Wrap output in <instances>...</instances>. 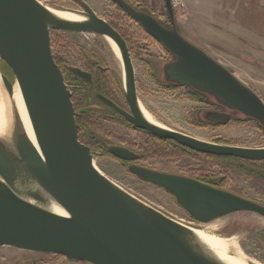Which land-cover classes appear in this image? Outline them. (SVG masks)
<instances>
[{
  "label": "water",
  "instance_id": "1",
  "mask_svg": "<svg viewBox=\"0 0 264 264\" xmlns=\"http://www.w3.org/2000/svg\"><path fill=\"white\" fill-rule=\"evenodd\" d=\"M110 1L173 56L174 60L163 69L165 83L190 87L208 96L214 106L237 111L264 130L263 100L177 31L172 0H164L169 26L124 0ZM78 2L83 10L74 12L85 19L77 22L56 17L38 0H0V59L18 83L39 146L38 151L21 125L14 150L0 141V246L61 255L86 264H219L195 242L189 226L127 192L94 166V154L78 140L72 93L53 58L50 31L94 33L112 39L122 59L128 111L99 93L97 97L134 127L192 151L217 156L262 161L264 147L207 142L147 121L138 106L127 42L85 2ZM69 70L81 81L91 82L89 72L73 66ZM0 79L11 93L14 83L1 72ZM202 112L203 120L213 125L231 120L230 114L220 110ZM107 151L123 161L138 157L117 145L109 146ZM127 170L173 196L195 221L208 223L242 211L264 217V205L257 201L186 175L134 164ZM18 182L30 187L36 183L40 191L25 186L17 191ZM17 192L42 204L45 194L67 215L32 204Z\"/></svg>",
  "mask_w": 264,
  "mask_h": 264
},
{
  "label": "rangeland",
  "instance_id": "2",
  "mask_svg": "<svg viewBox=\"0 0 264 264\" xmlns=\"http://www.w3.org/2000/svg\"><path fill=\"white\" fill-rule=\"evenodd\" d=\"M38 1L49 8L68 11H82L83 7L78 1H83L92 8L97 16L105 19L112 26H117V30L119 25L123 32L129 31V39L127 38L126 42H128V48H133V54L130 56L134 67L138 102L165 127L207 142L250 148L264 147V130L259 127L257 122L228 108H220V111L231 115V120L227 123L209 126L206 124L201 127L191 124L190 116L196 115L195 109L207 108L208 105L214 106L210 102V98L206 96L208 105H202L190 99L188 90L184 87L167 89L170 85L165 83L166 76L163 69L168 62L174 60L173 56L166 52L141 26L136 23L133 26L130 25L129 19L118 12L110 0ZM132 1L137 4V9L160 16L162 23L170 25L164 0ZM172 4L177 31L186 40L227 68L264 102V0H172ZM52 31L53 36H58L63 40L64 46L61 51L71 65L84 69L90 64L89 59L85 60L72 49L69 50V45L77 44L84 47L90 55L96 56V58L91 57L106 68L107 76L113 77L116 74L118 82H114L112 87L116 93L118 90L122 92V99L126 102L119 65L103 36L60 29ZM92 67L94 68V64ZM0 71L14 80L13 73L2 63L1 59ZM157 80L161 83H158ZM73 87V85H68L70 90ZM12 114L13 126L8 141L14 149L16 136L21 126L16 121L14 109ZM203 122L205 124V121ZM98 126L97 133L101 136L102 141L103 129L99 123ZM118 135H121V138L126 139L129 143L133 141L145 142L142 136H135L131 130L125 128L118 127ZM91 137L87 139L91 140ZM160 146V144L154 143L152 148L149 147L147 150L154 152L153 149ZM162 149L169 151V146ZM167 153L160 154L158 152L146 157V165L181 175L204 173L201 162L189 155L167 156ZM93 163L101 173L118 186L167 216L190 221V225L195 228H204L225 237L231 244L230 254L234 253L258 264H264V243L257 237V233L264 230V217L242 211L230 213L208 223H201L183 213L175 203L173 196L163 189L135 177L127 170L126 166L121 164V161L110 153L108 154L105 149H98L94 153ZM230 176L231 188L236 189L249 199L264 204V184L251 179H243L235 173H230ZM52 256L51 254L19 250L10 246H0V264H36L35 262L48 260ZM41 264L84 263L71 261L62 256L54 262Z\"/></svg>",
  "mask_w": 264,
  "mask_h": 264
},
{
  "label": "trees",
  "instance_id": "3",
  "mask_svg": "<svg viewBox=\"0 0 264 264\" xmlns=\"http://www.w3.org/2000/svg\"><path fill=\"white\" fill-rule=\"evenodd\" d=\"M114 5L117 7V4L114 3ZM119 9H121L118 6ZM122 10V9H121ZM115 29L117 26H113ZM121 27L118 25V32L121 34V36L127 41V38L129 39V31L127 33L121 32ZM154 39V38H153ZM155 40V39H154ZM156 41V40H155ZM128 43V42H127ZM50 44L52 49V54L55 62L60 67V69L63 72L64 80L67 85H74L78 86L79 83L82 81L78 79L73 73H71L68 69V66L71 65L69 60L63 55V52L61 51L63 45V40L58 36H53V31H50ZM130 45V44H129ZM78 53L83 59L87 60L91 56L95 57V55H90L88 51L77 44L69 45V50H71ZM130 55L133 54V48L130 47ZM164 49V48H163ZM165 50V49H164ZM166 51V50H165ZM167 52V51H166ZM141 54V53H140ZM2 63L7 66L3 61ZM2 74H5L3 71H0ZM101 75H104V77L101 78V81L103 84L109 85V87H112L114 82H118V76L116 74L113 75V77L107 76L105 73H101ZM10 79V78H9ZM11 80V79H10ZM13 82V80H11ZM158 83H161L159 80H157ZM165 86V85H164ZM177 88V86H168L167 89H174ZM74 93L71 96V100L74 106V112H75V121L78 127L77 135L78 140L87 145L90 149V151L94 154L98 149L100 150V141L101 136L99 133H97L98 129V122L96 121V117H103V114L101 111H95V109H91L87 106V99L83 95L80 88H75ZM189 98L193 99L194 101H200L205 104L208 103V100H206V97L199 94L201 97L194 96L190 91ZM212 101V100H211ZM210 104V103H209ZM122 121H125L121 116H118ZM192 118L191 124L201 127L204 124L203 119L200 120L197 115L190 116ZM206 123V122H205ZM98 126V127H97ZM91 140H88V137H91ZM100 136V137H99ZM162 140V141H161ZM160 140V147L152 150H145L143 152V157H149L154 155V153L160 152V154H166L167 156H174L179 154H187L190 157L196 159L197 161L201 162V165L204 169V173L202 174H187L186 176L194 178L196 180H199L203 183L209 184L211 186H214L219 189L230 191L234 194H237L239 196L245 197L241 195L236 189L231 188L230 182H231V176L230 173L238 174L243 179H251L255 180L261 184H264V160L262 161H250L245 160L237 157H231V156H217V155H211L206 153H199L192 151L190 149H187L183 146L178 145L172 140L168 139L169 143V151L162 149L163 148V139ZM108 154L109 152L105 150ZM230 185V186H229ZM247 198V197H245ZM260 203V202H258ZM262 204V203H260ZM264 205V204H262ZM257 237L262 243H264V230L259 231L257 233ZM59 257H62L61 255H53L50 259L45 261H37L36 264L41 263H49L54 262ZM84 263V262H82ZM86 264V263H84Z\"/></svg>",
  "mask_w": 264,
  "mask_h": 264
},
{
  "label": "bare ground",
  "instance_id": "4",
  "mask_svg": "<svg viewBox=\"0 0 264 264\" xmlns=\"http://www.w3.org/2000/svg\"><path fill=\"white\" fill-rule=\"evenodd\" d=\"M47 8L56 17L66 20V21H77L78 22V21H84L85 19L83 15L76 13L74 11L58 10V9H52L49 7ZM103 38L106 41L107 45L109 46L111 52L113 53V56L115 57V60L117 61L119 65L121 76L123 77L122 59H121V55H120L117 45L109 37L103 36ZM13 83L14 84H13L12 92L8 93L0 79V141L5 143L8 147H10V149L13 148L12 144L8 140L12 132V126H13L12 110L14 109L15 114H16L17 123H19L22 126L28 139L39 151V146L37 144L30 120L28 118L27 111H26V108H25V105L22 99V95H21L18 83L15 81V79L13 80ZM138 106L142 113V116L147 121L155 125H158L160 127L167 128L162 123L155 120L140 102H138ZM29 185H31V187L28 185H24V186L30 189V191H34V190L40 191L36 183L32 182ZM24 186L20 184V182H18L16 184L17 191L23 190ZM17 194L22 199L32 204H36L50 212H53L59 215H64V216L67 215L66 212L52 198H50L49 196L45 194H43L45 197V202L43 204L36 202L35 200H33L27 195L21 194L19 192H17ZM189 227H190V231L192 233V236L195 242L203 249V251L207 255L212 257L219 264H258L244 257L235 255L234 253L230 254L229 250H231L230 249L231 244L225 237L220 236L216 234L215 232H209V230L207 231L204 228L203 229L195 228L193 226H189Z\"/></svg>",
  "mask_w": 264,
  "mask_h": 264
},
{
  "label": "flooded vegetation",
  "instance_id": "5",
  "mask_svg": "<svg viewBox=\"0 0 264 264\" xmlns=\"http://www.w3.org/2000/svg\"><path fill=\"white\" fill-rule=\"evenodd\" d=\"M124 1L128 4H130L132 7H135L136 9L138 8L137 4H134L132 0H124ZM111 3H112V5H114V3L112 1H111ZM116 10L118 12H120L121 14H123L126 18L129 19V21L131 23L130 25L133 26L135 24V22L132 21L128 15H126L121 9L118 8V5L116 7ZM151 14L153 16H155L157 19L161 20L160 16H156L153 13H151ZM88 59L90 60L89 61L90 64L85 66L84 69H82L80 67L79 68L90 73L91 82L88 83V82L82 81L81 83H79L78 86L73 85L74 87L70 91L73 94L74 93L73 91L75 88H77V87L80 88L83 95L87 99L86 100L87 106L91 109H95V111H99V112L101 111V113L103 114L102 118H100L98 116L96 117V119H97L96 121L99 123L100 127L103 129V133H102L103 140L100 143V148L107 150V148L109 146L117 145V146L125 147V148L133 151L135 154H137L138 157L134 160H131V161H123V160H120L117 158V160L121 161V164L126 166V168L129 165L134 164V165L142 166L145 168H150V169H154V170H158V171H162V172H167V171L156 169V168H153L151 166L146 165V163H145L146 158L143 157V152L145 150L149 149V147L152 148L154 143H157L158 145L161 143L160 142L161 138H158V137L148 133L145 130L134 127L132 124H130L128 121H126L121 116L125 120V121H122L120 118H118V116H120V114H118V112H116L110 106L103 103L97 97V94L99 93V94L109 98L114 104H116L121 109L128 111V105L126 104V102H124V100L122 99V96H121L122 92H120L118 90V93H116L115 90L113 89V87H109V85L105 86L103 84V82L101 81V78H102L101 72L105 73L106 68L101 66L100 64H98L96 62V59H94L92 57H90ZM92 64H94V68L92 67ZM70 66H73V65H69L68 69ZM73 67H76V66H73ZM184 88L187 89L188 91H190V93H192L194 96H197L198 98L201 97V96H199L198 92H194L192 89H190V87H184ZM72 94H71V96H72ZM195 102L202 104V105H208V104H205V103L200 102V101H195ZM203 109L220 110V107H218V106H212L211 107L210 105H208L207 108L199 107V108L195 109L196 115L199 117L200 120L203 119V112H202ZM205 124H207L208 126L213 125V124L207 123V122ZM107 125H108V127H107ZM118 127L131 130L135 134V136H137V135L142 136L145 139V142L141 141V143H140L137 141H133V142L129 143L126 139L121 138V135H118ZM109 128H111V129H109ZM162 143H163V147L167 148L169 146L168 139H163ZM169 173H171V172H169ZM180 209L182 210L183 213H185L188 216V214L181 207H180Z\"/></svg>",
  "mask_w": 264,
  "mask_h": 264
},
{
  "label": "built area",
  "instance_id": "6",
  "mask_svg": "<svg viewBox=\"0 0 264 264\" xmlns=\"http://www.w3.org/2000/svg\"><path fill=\"white\" fill-rule=\"evenodd\" d=\"M173 219H175L176 221L180 222V223L183 224V225H189V226H191V225H190V224H191L190 221H187V220H184V219H181V218L177 219L176 217L173 218Z\"/></svg>",
  "mask_w": 264,
  "mask_h": 264
}]
</instances>
